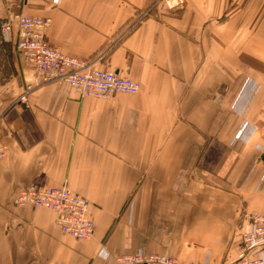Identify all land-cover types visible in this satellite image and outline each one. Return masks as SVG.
<instances>
[{"label": "crops", "instance_id": "crops-1", "mask_svg": "<svg viewBox=\"0 0 264 264\" xmlns=\"http://www.w3.org/2000/svg\"><path fill=\"white\" fill-rule=\"evenodd\" d=\"M17 13L50 18L53 45L141 89L25 94L36 69L0 34V264H120L139 250L234 264L264 214V0H0V22ZM28 184L85 196L93 236L17 206Z\"/></svg>", "mask_w": 264, "mask_h": 264}, {"label": "built area", "instance_id": "built-area-1", "mask_svg": "<svg viewBox=\"0 0 264 264\" xmlns=\"http://www.w3.org/2000/svg\"><path fill=\"white\" fill-rule=\"evenodd\" d=\"M180 1L182 0H176V3ZM50 23L51 19L48 17L23 13L14 14L0 23L4 40H9L14 33L16 50L36 69L37 73L27 83L25 93L50 82L68 84L81 97L109 98L116 92L134 94L140 91L139 82L101 68L95 60L65 53L53 45L47 33ZM5 153L6 147L0 145V160ZM15 204L53 211L60 230L76 240L88 239L94 234L91 202L68 186H22L15 198ZM250 222L251 229L242 235L241 251L234 264H264V214H251ZM117 259L120 264H208L207 261L179 260L161 253L137 252L119 256Z\"/></svg>", "mask_w": 264, "mask_h": 264}, {"label": "rangeland", "instance_id": "rangeland-1", "mask_svg": "<svg viewBox=\"0 0 264 264\" xmlns=\"http://www.w3.org/2000/svg\"><path fill=\"white\" fill-rule=\"evenodd\" d=\"M182 1H183V0H182ZM182 1H180V2H182ZM0 23H1V22H0ZM0 34H1V36H2V32H1V25H0ZM15 49H16V48H15ZM133 80H134V79H133ZM258 87H259V86L257 85V87L254 89V91H253V92H255V93H256V92H257V90L259 89ZM25 92H26V90H25ZM25 94H26V93H25ZM241 110H242V108H241ZM241 114H244V111H242V112H241ZM138 252L144 253V252H143V251H141V250H139ZM136 253H137V252H136ZM134 254H135V253H134ZM161 254H163V253H161ZM126 255H127V254H126ZM121 256H122V255H121ZM118 257H119V256H118ZM118 257H117V258H118ZM117 258H116V259H117ZM117 261H118V259H117ZM118 262H119V261H118Z\"/></svg>", "mask_w": 264, "mask_h": 264}]
</instances>
